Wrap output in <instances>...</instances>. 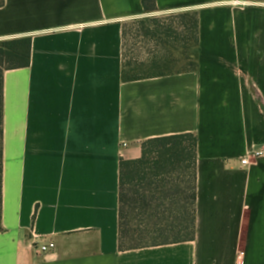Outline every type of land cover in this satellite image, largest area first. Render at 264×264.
Returning a JSON list of instances; mask_svg holds the SVG:
<instances>
[{"label":"crops","instance_id":"obj_1","mask_svg":"<svg viewBox=\"0 0 264 264\" xmlns=\"http://www.w3.org/2000/svg\"><path fill=\"white\" fill-rule=\"evenodd\" d=\"M143 0H5L0 39L32 38L4 75L0 264H264V4L155 0L199 12L195 71L124 81ZM197 139L193 240L120 249V163L145 141ZM47 237L54 249L31 246Z\"/></svg>","mask_w":264,"mask_h":264},{"label":"trees","instance_id":"obj_2","mask_svg":"<svg viewBox=\"0 0 264 264\" xmlns=\"http://www.w3.org/2000/svg\"><path fill=\"white\" fill-rule=\"evenodd\" d=\"M4 5L5 0H0V7H3ZM142 5L145 14L160 12V9H158L156 6L155 0H143ZM184 12L185 14H183V16L188 18V20L184 21L183 23L186 26L189 37L184 42L180 57H174V65H178L181 62V59H184L185 62L183 63L185 64V67L176 72H167L166 70L161 69L160 71L144 73L143 69H140V67H134L131 62H126L123 55L122 79L124 81H136L157 76L191 72L197 69L199 56V12L198 10L189 9L185 10ZM152 20L154 23L153 27L147 29V34H150L154 38L161 40H164V37H173L171 34L173 32L175 34V31L171 27L162 26L159 19ZM176 38L179 39L177 36ZM31 48V37H21L0 41V231L2 230V190L4 163V75L8 70L26 68L30 66ZM158 60L161 59H155L152 61V63L158 66V63H160ZM165 60L169 61V57H165ZM163 64H167V62ZM138 69L140 71L139 73H136ZM186 140H190V143H187ZM197 142L198 139L194 134L153 138L143 143L142 156L140 159L122 161L120 163L119 242L121 250L175 243L193 240L195 238L197 202ZM185 166L191 167L193 175V187L191 195L193 204L192 232L187 233V235L181 238L138 243L137 240H134V235L136 236L140 233L143 234V231H140L138 228L137 230L130 228L131 226L129 222L128 208H132L131 211L134 212L135 207H133V205H136V203L139 202L138 200L142 196L141 190L146 192L159 191L164 193L169 191L170 189L168 188V180L172 176V173H179V170L184 169ZM127 185L132 186L131 197L126 191ZM148 228L147 230L150 231ZM149 231L145 230L147 233Z\"/></svg>","mask_w":264,"mask_h":264},{"label":"rangeland","instance_id":"obj_3","mask_svg":"<svg viewBox=\"0 0 264 264\" xmlns=\"http://www.w3.org/2000/svg\"><path fill=\"white\" fill-rule=\"evenodd\" d=\"M242 2L264 4V0H242ZM184 11L152 13L132 18L126 22L123 43L125 61L131 62L134 67H140L144 73L160 71L161 69L167 72H176L183 69L185 60L181 59V65L180 63L174 65V57H180L184 42L189 37L183 23L188 20L183 16ZM152 19H159L162 26L171 27L175 31V34L174 32L171 34L173 37H164L165 42L147 34V29L153 27ZM5 40L10 39H0V41ZM165 57H169V61L165 60ZM155 59H161L158 60L160 62L158 66L152 63ZM165 62L167 64H163ZM139 71L138 69L136 73ZM186 142L190 143V140H186ZM192 177L191 167L185 166L184 169L179 170V173H172L168 180L170 190L168 189L169 191L166 193L141 190L142 196L139 198V202L133 205L135 207L134 212L131 211L132 208H128L130 228L134 230L138 228L143 231V234L134 235L135 241L148 243L170 240L184 237L187 233L192 232ZM131 188L130 185L126 186V191L130 197L132 196ZM145 230L149 232L147 233Z\"/></svg>","mask_w":264,"mask_h":264},{"label":"built area","instance_id":"obj_4","mask_svg":"<svg viewBox=\"0 0 264 264\" xmlns=\"http://www.w3.org/2000/svg\"><path fill=\"white\" fill-rule=\"evenodd\" d=\"M264 155V149L252 151L248 156L241 160L242 166H246L252 159H256ZM32 238L31 246L36 248L42 253H46L54 249L55 244L53 241H49L47 237L35 236ZM246 251L240 250L236 256V264H245Z\"/></svg>","mask_w":264,"mask_h":264}]
</instances>
